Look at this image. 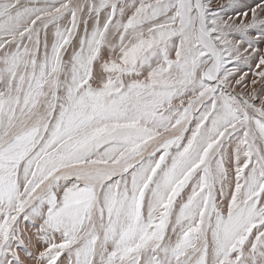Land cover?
Masks as SVG:
<instances>
[{"label":"snow or ice","instance_id":"6c2138e0","mask_svg":"<svg viewBox=\"0 0 264 264\" xmlns=\"http://www.w3.org/2000/svg\"><path fill=\"white\" fill-rule=\"evenodd\" d=\"M0 264H264V0H0Z\"/></svg>","mask_w":264,"mask_h":264}]
</instances>
